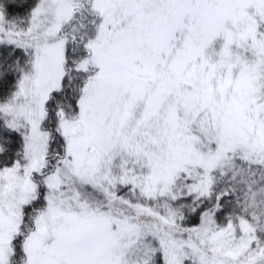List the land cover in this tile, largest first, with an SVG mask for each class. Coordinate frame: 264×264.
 I'll use <instances>...</instances> for the list:
<instances>
[{
  "label": "snow or ice",
  "instance_id": "snow-or-ice-1",
  "mask_svg": "<svg viewBox=\"0 0 264 264\" xmlns=\"http://www.w3.org/2000/svg\"><path fill=\"white\" fill-rule=\"evenodd\" d=\"M0 264H264V0H0Z\"/></svg>",
  "mask_w": 264,
  "mask_h": 264
}]
</instances>
